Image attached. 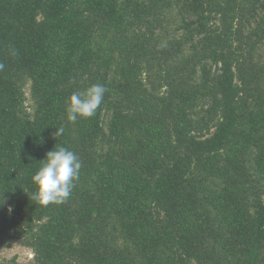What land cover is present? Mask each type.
Returning <instances> with one entry per match:
<instances>
[{"label": "trees", "instance_id": "obj_1", "mask_svg": "<svg viewBox=\"0 0 264 264\" xmlns=\"http://www.w3.org/2000/svg\"><path fill=\"white\" fill-rule=\"evenodd\" d=\"M0 63V250L264 264V0H0ZM94 84L95 115L68 121ZM59 147L79 178L36 204L32 176Z\"/></svg>", "mask_w": 264, "mask_h": 264}, {"label": "clouds", "instance_id": "obj_2", "mask_svg": "<svg viewBox=\"0 0 264 264\" xmlns=\"http://www.w3.org/2000/svg\"><path fill=\"white\" fill-rule=\"evenodd\" d=\"M12 54L15 55V50L12 51ZM3 68L4 65L0 63V70ZM106 91L103 85L94 84L83 93L74 92L71 94L66 106L68 121L75 122L78 117L94 116ZM63 131V128L56 129L55 137L62 135ZM44 159L43 165L32 176V181L37 190L31 199L34 203L43 206L50 203H64L75 186L74 182L79 178L82 167L81 161L75 152L64 147L48 151ZM8 210L11 211V206Z\"/></svg>", "mask_w": 264, "mask_h": 264}, {"label": "rangeland", "instance_id": "obj_3", "mask_svg": "<svg viewBox=\"0 0 264 264\" xmlns=\"http://www.w3.org/2000/svg\"><path fill=\"white\" fill-rule=\"evenodd\" d=\"M27 95H29L28 85L26 86ZM31 105V100H27ZM0 261H9L12 264H35L34 254L31 248L22 244L19 240L6 244L0 250Z\"/></svg>", "mask_w": 264, "mask_h": 264}]
</instances>
